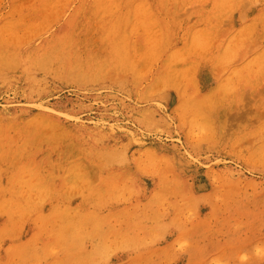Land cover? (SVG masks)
Instances as JSON below:
<instances>
[{
  "label": "rangeland",
  "instance_id": "1",
  "mask_svg": "<svg viewBox=\"0 0 264 264\" xmlns=\"http://www.w3.org/2000/svg\"><path fill=\"white\" fill-rule=\"evenodd\" d=\"M0 264H264V0H0Z\"/></svg>",
  "mask_w": 264,
  "mask_h": 264
}]
</instances>
